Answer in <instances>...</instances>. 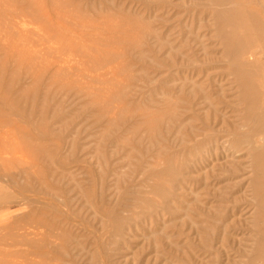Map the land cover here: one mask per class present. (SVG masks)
<instances>
[{
    "label": "rangeland",
    "instance_id": "1",
    "mask_svg": "<svg viewBox=\"0 0 264 264\" xmlns=\"http://www.w3.org/2000/svg\"><path fill=\"white\" fill-rule=\"evenodd\" d=\"M163 2L171 4L163 9ZM213 4L0 0V159L6 160L0 165L16 180L0 181V264H165L166 236L180 242L182 198L177 184L166 189L163 158L156 155L159 145H152L154 132L150 134L144 122L154 117L149 116L151 109H158L155 117L161 123V103L168 97L176 101L182 84L179 52L204 35L212 54L208 63L214 67L216 96L221 95L215 96L222 109L216 129L223 135L235 129L247 134L264 119V88L245 91L247 82L256 88L264 82V36L254 33L246 60L226 57L225 35L216 20L222 6ZM244 4L246 11L264 18V0H236L226 7ZM236 33L242 36L241 31ZM142 51L147 54L144 60L139 58ZM252 52L255 59L249 57ZM190 80L189 89L198 84ZM195 104L189 111L192 125L198 128L201 122L214 120L206 106ZM193 146L191 142V167ZM250 157L245 152L240 159L239 179L231 177L234 163L224 154L208 172L190 170L186 192L190 220L191 211L202 207L207 212L201 211L205 217L200 219L222 228L214 233H234L229 228L233 220L241 221L245 232L237 253L229 240L219 244L213 230L205 229L202 241L214 248L206 250L203 264H251V252L264 246L259 237L264 226V178L258 177ZM46 185L61 195L47 192ZM35 186L31 202H18L21 191ZM258 264H264V257Z\"/></svg>",
    "mask_w": 264,
    "mask_h": 264
},
{
    "label": "bare ground",
    "instance_id": "2",
    "mask_svg": "<svg viewBox=\"0 0 264 264\" xmlns=\"http://www.w3.org/2000/svg\"><path fill=\"white\" fill-rule=\"evenodd\" d=\"M212 1L214 2V4H217L218 6H222V7H220L221 9L216 10V12H217V19L216 20H217L219 27L221 28V29L219 28V30H222L224 32V35H225L224 36L225 45H223V46L225 47L224 53H225L226 57H231V58L234 57V59L237 58L238 62H239V59H245L246 60V58L244 56L246 55V53H251L248 51H252V48H253L254 40H253L252 36L254 35V33H256V31H258V33H262L264 36V18L259 19L255 12L246 11V9L243 7V6H246V4L242 5L241 8L235 7L233 9H229L226 7V5L235 4L236 0H212ZM169 4H171V2L170 3L169 2L168 3L163 2V4H162L163 9L167 8V6ZM242 4H243V2H242ZM238 5L240 6V4H238ZM261 7L264 9L263 6H261ZM216 8H219V7H216ZM16 17L18 18L20 16L17 15ZM14 24H16V22H14ZM1 26H2V24H1ZM228 29H231V30H228ZM231 31H233V32H231ZM236 31H241L242 36H238V33H236ZM150 35L152 36V34H150ZM203 36H199L198 40L195 41V43H196L195 45L190 46V43H189L187 51H181L178 54L182 57V60H180V61H182V69H181L182 84L180 85V87L178 85V89H177L176 93H178L179 95L176 96L175 102H172V101H174L173 100L174 98H171V97H168L169 99H167V100H164L167 97H165L163 99L164 102L162 101L163 103H161L162 104L161 105V108H162L161 111L163 112V115H161V117H160L161 123H159L157 120L159 116L155 117V114L157 112L156 110H158V109H156V110L151 109L149 111L150 115L149 114L148 115L151 116L154 114L153 115L154 117H150L149 120L144 122L148 125V127L151 128V131H149L150 128L147 131H149L150 134L152 131L154 132V134L151 135V136H153L152 137L153 141H151L152 145L153 146H154V144L159 145L160 151L158 152V150H159L158 149L156 152V155L158 153H160V156H162V158H163L162 174L164 175V178L166 181V189L168 188L171 191V188L173 187V185L177 184L178 188L181 192V198H182V207H181L180 212H182V214H183V219L181 222L180 229L178 228L179 234L177 235V237L180 238V242L173 241L170 237L166 236L168 238V244H167V253H166V255L164 254V256L166 257V259H164L165 264H203L204 258L202 256L205 255L206 250H212L214 248V247H211L210 245L206 244L204 241H202L203 240L202 234L205 232V229L208 230L211 228L213 230V238L216 240H221L220 241L221 243H219V244L229 242L231 247L233 249H235L237 253H239L241 251V248L243 247L242 238H243L245 232L243 230V225H242L241 221H239L237 223V222H234V220H233V224H231L229 226V228H234V230H235L234 233H229V235H228V232L227 233L224 232L225 234L222 233L223 235L221 234L222 236H220V233H221L220 231L217 233H214V231L216 229H217V231H218V229L219 230L222 229L220 227L217 228L218 225H216L215 222L209 223L207 221H203L200 219V218H202V216L205 217V213L203 214V213H201V211L207 212V209L204 210L201 207V209L199 208L197 211H194L193 213L191 211V215L193 214L192 216H194V217H192V219L190 220V218H189V217H191L190 216V207H189V205H187L188 201L186 199L187 198L186 192L188 191V185H189L188 176L190 174L191 169H193L197 172H200L203 169L204 170L206 169V171H207L209 169L208 167L212 166V165H213L212 167L214 168L215 163H217L216 161H219L220 160L219 157H221V155L224 154L227 156V158L232 159L231 162L234 163L233 167H231V166H230L231 168L229 167L231 169V170L229 169L230 170L229 173H230L231 177L234 178V176H235V177H238V179H239L240 178L239 175L241 174V171L243 168L241 165L242 162L240 161V159H242V156L245 152H248V154L252 157V159L254 161V170H255L256 174L258 175L259 178H264V171H263V167H264V119L262 118V120H259L257 127L254 128L253 130H250V132H248L247 134L242 133L241 130H239L240 131L239 132L235 129L233 132L229 131L226 133V135H223L221 133L222 131H220L221 129L217 130L218 129L217 127L219 126V121L221 120L220 114L222 113V109L220 110L221 106L218 105V101H216L215 98L217 96H221V95L217 94V96H216L217 92L215 89H217L218 87L215 88L216 86L214 84L216 81V80H214V79H216L215 76L212 74V70L214 69V67L212 66L211 62L208 63V60L211 61L210 59H212V57H211L212 54L210 53L211 52L210 47L209 46L207 47V45L204 44L203 40L205 39V37L203 39ZM238 37H240L242 39V41L237 40V39H239ZM162 47L165 48L164 46H162ZM258 50H260V49H258ZM258 50H256V52ZM261 51L262 50H260V52ZM201 53H202V55H201ZM144 54L142 51V53L139 54V58L141 59V56H142V59H143V57L146 59V55H147L146 52ZM254 55L256 56V53L254 54L252 52V54H250L249 57L255 59L256 57ZM170 58H172V56H170ZM174 58H175V56H174ZM247 60H249V59L247 58ZM258 60L259 59L257 57V63H259ZM217 61L218 60H216V62ZM151 63H154V62L152 61ZM151 65H155V64H151ZM157 65H158V67L160 66L159 64H157ZM173 65H175V62ZM191 65H192V67L190 69L189 66H191ZM247 65H246V67H247ZM170 66H172V65H170ZM162 67L164 68L163 65H162ZM162 67L160 66V69H162ZM243 69H244V67H243ZM218 70H216V71H218ZM256 70H258V69H256ZM220 71H222V70H220ZM167 73H168V70H167ZM167 73H165V75ZM236 74H238V73H236ZM254 74H255V72H254ZM161 75H163V73ZM241 75H237V76H241ZM243 78H245L244 74L242 75L241 79H243ZM260 78L262 79V77H260ZM190 79L198 81V84L196 83L197 86H195L196 84L194 83V86L191 89H189L190 88V82H191ZM237 79H240V78H237ZM257 79H258V77H257ZM261 79H259V80H261ZM261 82H263V81H261ZM239 83L240 82H238V84ZM247 83L245 86L246 87L245 91L249 92V93L252 91V89L258 90L260 88H264V82L259 83V86H257V88L252 87V85L250 83L249 84H247ZM242 84H240V85H242ZM175 86L176 85H174L173 87H175ZM221 87L222 86L219 85L220 89H221ZM224 87H223V89H224ZM166 92H167V90H166ZM168 92H170V91H168ZM228 92H230V91H228ZM218 93H220V92L218 91ZM242 93H243V91H242ZM252 93H253V91H252ZM171 94L173 96L172 90H171ZM165 95H167V93ZM249 96H250V94H249ZM222 97H220V100H222L221 99ZM170 98L172 99V101ZM256 99H257V97H256ZM250 100H252V99H250ZM223 101H224V99L222 100V102ZM225 103H227V102H225ZM260 103L263 105L262 100L260 101ZM159 104H160V102L157 104V106ZM178 104L180 105V107ZM194 104H195V106H197V108H198V106L199 107L200 106L201 107L206 106L208 109L207 113L212 112L211 115L214 116L213 117L214 120H212V118L205 120L206 119L205 118L203 120H205L206 122H201L200 126H198V128H196L194 125H192V123H190L189 121H191L193 118H192L191 114L189 113V111L191 112V108L194 106ZM250 104H252V102ZM155 107H156V105H155ZM195 109H196V107H195ZM250 109H251V107H250ZM151 111L152 112L154 111V112L151 114ZM200 111H202V110H200ZM224 112H225V110H224ZM226 112H227V110H226ZM254 112H255V110H254ZM198 113L199 112L197 111V114ZM262 114H263V112H262ZM148 115H147V117H149ZM156 115H158V113ZM209 115L210 114H208V116ZM242 115H243V113H242ZM224 116L226 117V115H224ZM259 117H257V118H259ZM241 118H243V116ZM243 120H245V119L243 118ZM193 121L194 120H192V122ZM197 121H195V122L197 123ZM222 121H224V120L222 119ZM246 122L248 123V121H246ZM252 123L253 122H251V124ZM144 126H145V124H144ZM160 126H161V128L163 127L161 132L159 131ZM223 126L225 128V126H226L225 122H224ZM220 127H222V126H220ZM237 127L239 128L240 126H237ZM226 128L228 129V127H226ZM246 129L247 128H245V130ZM157 130L159 133L156 132ZM245 132H247V131H245ZM155 133H158V136H156ZM150 140H152V139H150ZM191 142L194 145L193 146L194 156H195L194 157L195 160L193 162L194 167H191V152H190V148H189V144L191 145ZM162 143L164 144L163 147H162ZM257 144H258V146L261 147V150L256 147ZM153 146H151V147H153ZM193 148H192V150H193ZM195 153H196V155H195ZM221 153H223V154H221ZM157 157H158V155H157ZM0 161H6V160L0 159ZM213 168H212V172L214 170ZM201 174H198V175L200 176ZM157 175H159V174H157ZM204 176L206 177L205 178V181H206L208 174H206ZM5 177H7V181H5V182H9L12 184L16 183V180L14 179L13 175H5V172L3 169V164H1L0 165V181H4ZM37 182L39 183V185L44 184V183H42V181H37ZM254 186H255V189L257 191V194L259 195L260 194L259 182L255 181ZM38 187H40V186H38ZM46 187H47V185L44 187V190L47 191V189H48L47 192H51V189L49 191L50 187H48L47 189H46ZM205 187L207 188L206 185H205ZM239 187H240V183H239ZM208 188H209V186H208ZM41 189H42V187H41ZM201 189H203V188H200V190ZM208 190L209 189H207V191ZM203 191H205V189ZM34 192L36 193V186L34 188H25V191H21L19 193V196H17L18 202H26V201L31 202L32 197L34 198L36 196H34L33 194L30 195V193H34ZM52 192H54V195H56V197L61 195L60 191H53L52 190ZM166 192H167V190H166ZM57 194H59V195H57ZM188 194H190V193L188 192ZM205 196L206 195L204 194V197ZM38 197H40V196H38ZM197 197H199V196H197ZM197 197L195 196L196 199H197ZM55 200H57V199H55ZM62 203H63V201H62ZM196 203L201 205V203H199L198 200ZM29 204H31V203H29ZM231 212H232V214L235 213L233 210ZM208 213L210 214V212H208ZM238 213H239V210H238ZM234 215L237 216V213H235ZM211 229H210V231H211ZM224 231H226V226H225ZM259 237L262 240H264V226L262 227V229L259 230ZM69 241H71V240H69ZM213 242H214V240L212 241V243ZM62 251H63V248H62ZM251 256H252L251 264H258V259L261 257H264V246L258 245L256 247V249L251 252ZM210 257H212V256H210ZM206 263L207 262H205V264ZM210 264H212V263H210Z\"/></svg>",
    "mask_w": 264,
    "mask_h": 264
}]
</instances>
